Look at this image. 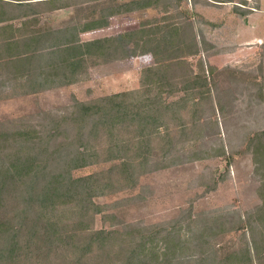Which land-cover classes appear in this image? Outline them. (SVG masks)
Returning <instances> with one entry per match:
<instances>
[{"label": "rangeland", "instance_id": "374dc122", "mask_svg": "<svg viewBox=\"0 0 264 264\" xmlns=\"http://www.w3.org/2000/svg\"><path fill=\"white\" fill-rule=\"evenodd\" d=\"M252 13L264 0L1 1L0 169L29 170L15 176L18 238L0 210V251L15 247L0 264H78L84 242L79 264H126L134 243L180 264H212L249 234L261 249L264 41L237 36ZM72 148L82 182L55 200L67 226L37 255L41 179ZM82 212L88 232L74 225ZM100 231L111 234L88 245Z\"/></svg>", "mask_w": 264, "mask_h": 264}, {"label": "trees", "instance_id": "16d2710c", "mask_svg": "<svg viewBox=\"0 0 264 264\" xmlns=\"http://www.w3.org/2000/svg\"><path fill=\"white\" fill-rule=\"evenodd\" d=\"M3 0H0V2ZM121 36L115 37V39L110 40H102V41H94L83 44L82 47H85L87 55L89 53H92V51H89L90 48H102L103 44L114 42L115 44H120ZM119 42V43H118ZM99 54H102L98 52ZM115 96H121V95H115ZM113 96V99H117V97ZM0 136L9 137L7 134H0ZM15 136L21 137L23 136V133L20 132L16 134ZM54 136V133L50 134L49 137ZM5 140V139H4ZM3 151V148L0 146V154ZM59 151L60 154L63 151V149H54L52 152ZM68 151V150H67ZM61 157V155H59ZM61 161L64 162L65 169L61 170L58 174H49L46 179L43 180V184L39 187L40 190L37 192V201L41 203V210L45 209L46 213H42L41 211L38 212L37 218L34 223L37 222V241L40 240L42 244H37V255L41 256H47L49 253V248L51 247V244L53 246V243L56 242L61 237V233L59 232L60 220L56 217V214H58L59 209L57 207V204L55 203L56 199H63L62 201H57L66 204L69 199H72L75 194L78 193L76 190V187L74 184H77L82 182V180H71L69 177V171L75 169L79 162L82 161V158L79 157V154L76 152L74 148H72L71 151H68L67 154H63L61 157ZM60 162H56L54 165L58 167ZM14 166V171L16 172V175H12L9 172V169ZM28 167L26 164H23L21 166H18V164L11 165L10 167H4V169H0V210L4 209L6 214L5 221L9 222L7 225V229H10V231L13 233L12 237L9 240H12L13 238L16 239L19 237L18 232L21 229V225L17 224V226H14L12 222L15 223H22L23 217H24V211H20L19 205H22V199L18 196V183L16 182L15 176H22L21 174H25L28 172ZM29 181V180H28ZM40 181V180H39ZM38 177H37V182ZM24 181L20 182L23 183ZM31 182V181H30ZM25 184H28V182H25ZM29 188V186H27ZM82 186H79L78 190H81V196L83 197V191ZM6 196V198H4ZM85 197V195H84ZM91 198V195H90ZM89 204H91V200L89 201ZM82 213H80V220L77 222L76 227H81V231L84 230V232H88V228H86V222L84 221L82 217ZM67 226L66 223H63ZM1 225V223H0ZM79 232V231H78ZM264 233V232H263ZM74 232H71L69 235H65L68 238H72V235ZM80 234V232H79ZM111 233H105L103 231L96 232L93 236L95 239H90L88 245H90L92 242L94 243L97 241L99 244L101 241H104L105 238ZM251 234H249L246 238V241H244V247L237 249L236 251H228L224 256H220L218 259H215L216 255L213 256L212 264H259L258 261H264V242L263 237H260L261 241V249L258 248V241L255 237H253ZM100 241V242H99ZM203 242V241H202ZM206 242V241H205ZM204 242V243H205ZM80 254L79 257L76 258V263H80L81 256L85 252L84 250L87 249L86 243L84 242L82 246H79ZM259 249V250H258ZM126 256V264H180V262H177L175 257H168L166 253H163V260H159L157 258H152V254L144 253V245L143 243H134L132 246H129L128 248H124ZM123 252V250H121ZM119 252L120 255H123L122 252ZM166 252V251H164ZM242 253L241 258L239 259L238 256H240ZM108 256V253H105L103 251V255L105 257ZM15 256V247L12 248H5L4 250L0 251V259L4 258L8 261L15 260L13 257ZM154 257V255H153ZM197 258V257H196ZM203 259L204 257L201 256ZM255 260V261H254ZM99 264H104V262H100ZM264 264V263H263Z\"/></svg>", "mask_w": 264, "mask_h": 264}, {"label": "crops", "instance_id": "0c3cea01", "mask_svg": "<svg viewBox=\"0 0 264 264\" xmlns=\"http://www.w3.org/2000/svg\"><path fill=\"white\" fill-rule=\"evenodd\" d=\"M237 36L250 44L264 41V16L252 13L245 17L242 20L240 33Z\"/></svg>", "mask_w": 264, "mask_h": 264}, {"label": "built area", "instance_id": "2783aa9c", "mask_svg": "<svg viewBox=\"0 0 264 264\" xmlns=\"http://www.w3.org/2000/svg\"><path fill=\"white\" fill-rule=\"evenodd\" d=\"M254 11V10H253Z\"/></svg>", "mask_w": 264, "mask_h": 264}]
</instances>
